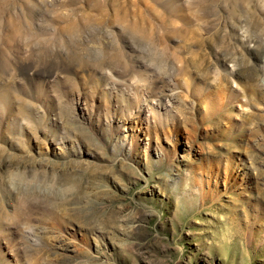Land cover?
Listing matches in <instances>:
<instances>
[{"label":"rangeland","instance_id":"obj_1","mask_svg":"<svg viewBox=\"0 0 264 264\" xmlns=\"http://www.w3.org/2000/svg\"><path fill=\"white\" fill-rule=\"evenodd\" d=\"M15 2L0 264H264V0Z\"/></svg>","mask_w":264,"mask_h":264},{"label":"bare ground","instance_id":"obj_2","mask_svg":"<svg viewBox=\"0 0 264 264\" xmlns=\"http://www.w3.org/2000/svg\"><path fill=\"white\" fill-rule=\"evenodd\" d=\"M13 4H17L16 2H15V0H0V5H6V6H8V7H11ZM49 5V4H48ZM47 5V6H48ZM100 8L102 7H104L103 5H100L99 6ZM99 7H97V8H99ZM72 8V7H71ZM105 9V8H104ZM2 11L3 10H5V9H1ZM69 12H71V14H73L75 11H74V9L72 8L71 10H69ZM70 14V15H71ZM11 17V16H10ZM9 17V18H10ZM18 17H19V15H18ZM12 20V24L10 25L11 26V32L13 33V35H14V37H16L17 35L19 36V34H21L22 33V29L20 28V26L19 25H17V20H15V18L14 19H11ZM81 30V27H78V26H76V25H74V24H72L71 25V27H68V28H65L64 29V33H66V34H68L67 36L68 37H70V38H72V37H74L73 36V34H74V31H76V35H77V32L78 31H80ZM84 30V29H83ZM32 31V30H31ZM85 31V30H84ZM59 33V32H58ZM90 33V32H89ZM26 34V33H25ZM31 34V33H30ZM30 34H28V37L27 38H30V37H32L34 34H33V32H32V34L33 35H30ZM55 34H56V32H55ZM63 34V33H62ZM62 34H61V36H62ZM80 33H78V35H79ZM22 35V34H21ZM48 35V34H47ZM57 35V34H56ZM35 36V35H34ZM59 36V35H58ZM55 37V36H54ZM63 37V36H62ZM32 38H34V37H32ZM31 38V39H32ZM91 38H92V36H91ZM15 39V38H14ZM41 39L42 38H37V39H35L37 42H36V44H37V46L38 47H40L41 45H39V44H41L40 43V41H41ZM62 39V38H61ZM74 39H76L75 37H74ZM27 40V39H26ZM78 40V39H77ZM80 40V39H79ZM51 41V40H50ZM73 41V40H72ZM31 42V41H30ZM29 42V43H30ZM45 43V42H44ZM52 43V42H51ZM68 43V42H67ZM70 43V42H69ZM74 43H76V41H74ZM65 44V43H64ZM48 45V44H47ZM63 45V44H62ZM61 45V46H62ZM77 45V44H76ZM51 46V45H50ZM49 46V47H50ZM59 47V46H58ZM105 47V46H104ZM33 48V47H32ZM35 48V47H34ZM43 49L42 50H39V54L41 55V56H43L44 55V49H45V44H43V47H42ZM60 48V47H59ZM74 48H76V47H74ZM73 47H71V49H69V51L67 50V53H69L68 54V56L67 57H69V59H70V61H72V62H76L77 64H78V66L82 69V68H86V67H88V63L89 62H91V63H97V64H99V65H103V64H111L113 61H114V64H115V60H116V58H118V61H119V56H118V54L116 55L115 53L114 54H109V52H107V51H103V50H101V51H98L97 53H96V56L95 57H93V54H91V53H86V54H88V55H90V56H92V57H89V56H85V54L84 55H81V54H83L84 52L82 51V52H80V51H77L76 49H74ZM63 49H64V45H63ZM103 49V48H102ZM83 50H86V49H83ZM45 52H46V50H45ZM53 52V51H52ZM3 54V56H4V54L5 53H2ZM33 54V53H32ZM49 54V53H48ZM57 54H58V51H57ZM52 55V54H51ZM57 56V55H56ZM61 56V55H60ZM38 58H39V56H38ZM65 58V57H64ZM5 59V58H4ZM46 59H47V57H46ZM67 59V58H66ZM121 59V58H120ZM6 60V59H5ZM4 60V61H5ZM44 60V59H43ZM1 61V60H0ZM94 61V62H93ZM2 62V61H1ZM87 63V64H86ZM119 63H121V61H119ZM118 63V64H119ZM113 64V63H112ZM111 64V65H112ZM113 64V65H114ZM117 64V65H118ZM0 65H2V64H0ZM4 66L6 65V63L5 64H3ZM3 65H2V67H3ZM115 66V65H114ZM4 86V85H3ZM38 89V88H37ZM12 91H13V89H12ZM4 92V91H3ZM10 93V92H9ZM0 95H1V93H0ZM19 97V96H18ZM1 99H3V97L1 98ZM7 99V98H6ZM8 100H9V98H8ZM21 101V100H20ZM22 102V101H21ZM10 103V102H9ZM4 106V105H3ZM27 106V105H26ZM1 107V106H0ZM18 107V106H17ZM3 108V107H2ZM31 108V107H30ZM19 109V108H18ZM21 111V110H20ZM18 112V111H17ZM16 112V113H17ZM23 113V112H22ZM21 113V114H22ZM23 115V114H22ZM21 119V118H20ZM23 218V217H22Z\"/></svg>","mask_w":264,"mask_h":264}]
</instances>
